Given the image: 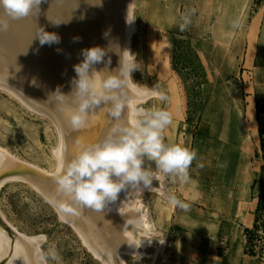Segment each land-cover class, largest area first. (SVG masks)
<instances>
[{"label": "rangeland", "instance_id": "374dc122", "mask_svg": "<svg viewBox=\"0 0 264 264\" xmlns=\"http://www.w3.org/2000/svg\"><path fill=\"white\" fill-rule=\"evenodd\" d=\"M227 3L228 0L134 1L135 27L130 43L138 67L131 77L138 86L159 93V96L149 97L138 105L163 107L175 118L174 97L179 94L184 111L183 120L178 125L172 123L165 129L166 141L183 143L179 138L188 128L192 141H204L203 121L218 84H223L221 86L227 90L224 97L232 94V88L243 90L245 83L252 85L258 80L264 84V0H245L237 33L247 36L245 44L235 41L219 44L212 40L218 31L223 34L216 20L222 13L226 19V11L220 8ZM237 5L239 3L235 7ZM189 10H194L192 23L182 32L180 16ZM257 13L261 16L259 29L251 22V17ZM250 39L253 41L248 42ZM248 48L253 49L250 55ZM112 60L118 68L120 58L115 51ZM160 94L164 96L163 100ZM255 101L259 110V138L263 140V147L259 144L253 155L258 170L250 194L257 201L259 184L264 193V98ZM109 118L105 111L99 115L100 122L95 124L96 136L91 137L92 143L103 140L108 134ZM52 127L47 118L34 114L18 99L0 89V147L18 157L0 168V181L3 180L0 184V226L13 240L18 234L11 225L25 235H44L41 249L48 264H103L81 243L70 226L57 218L48 201L30 187L32 183L47 193L56 187L51 155V148L55 145ZM220 146V143L215 145L208 154L203 147L195 148L197 159L191 165L193 186L200 192L191 196L195 202H185L189 204L187 211L168 202L169 183L173 177L153 180L154 185L164 188L163 194L140 193L139 198L147 207L153 229L143 234L139 227L129 225L132 234L146 244L139 249L143 252L141 255L124 256L127 264H264V200L259 218L260 239L255 242L256 255L252 257L244 249V228L224 217L226 202L222 199L221 186L225 178L219 168ZM205 184L206 189L212 186L211 192L210 189L204 190ZM237 187L241 193V186ZM233 212L243 220L236 206ZM50 246H54L59 254L58 261L47 257ZM5 260L3 258L0 264Z\"/></svg>", "mask_w": 264, "mask_h": 264}, {"label": "bare ground", "instance_id": "6f19581e", "mask_svg": "<svg viewBox=\"0 0 264 264\" xmlns=\"http://www.w3.org/2000/svg\"><path fill=\"white\" fill-rule=\"evenodd\" d=\"M134 1L41 0L38 10L27 18L12 21L9 31L0 33V89L18 99L26 109L50 121L55 136V145L51 148L54 170L53 149L64 145L65 155L70 157L78 139L92 143L91 137L96 136L95 124L99 125V115L104 110L91 114L84 128L73 129L59 111L55 96L50 94L57 88L64 94L71 92V81L76 77L73 66L83 60V49L95 46L109 49L104 62L94 66L97 71L105 68L109 57L108 70L116 69L113 49L126 50L133 55L130 41L135 27ZM41 29L56 33L60 42L41 44L38 36H42ZM132 82L129 90L137 105L149 97L159 96L157 90L138 86L133 79ZM108 122L111 128L114 123L111 117ZM15 159L18 157L0 147V168ZM30 187L48 201L57 218L68 224L81 243L103 264H127L125 255L143 253L139 249L144 248L146 241L135 237L125 220L138 219L141 232H151L149 212L139 195L144 191L165 192L163 187L152 183L151 188L118 194V199L102 210L77 207L69 211L70 204L58 203L66 198L56 193V187L48 193L32 183ZM11 228L18 234L15 240L0 226V261L6 258L3 264H48L41 249L44 235H25L12 225Z\"/></svg>", "mask_w": 264, "mask_h": 264}, {"label": "clouds", "instance_id": "9594fccd", "mask_svg": "<svg viewBox=\"0 0 264 264\" xmlns=\"http://www.w3.org/2000/svg\"><path fill=\"white\" fill-rule=\"evenodd\" d=\"M40 3L41 0H0V33L9 31L12 21L27 18L38 10ZM193 14L194 10L181 14L182 32L191 25ZM239 26V21L233 23L234 28ZM41 30L42 36L38 34L41 44L60 42L56 33ZM108 50L99 46L83 49V60L73 66L76 77L71 81V92L64 94L57 88L50 94L55 96L59 111L73 129L84 128L90 115L101 109L114 121L103 140L86 143L78 139L70 157L65 155L64 145L53 149L56 193L66 198L58 203L70 204L69 211L77 207L102 210L115 202L121 191L151 188L153 180L161 177H175L184 182L197 159L196 149L166 141L164 131L173 123L170 111L135 103L129 84L133 83L131 73L138 65L132 54L113 49L120 56L119 67L109 71V57L105 68L96 70L94 66L104 62ZM160 96L163 100L164 96ZM167 199L173 206L189 209V204L175 194H169ZM125 224L139 227L140 221L128 219ZM46 255L53 261L60 259L54 246H50Z\"/></svg>", "mask_w": 264, "mask_h": 264}, {"label": "crops", "instance_id": "0c3cea01", "mask_svg": "<svg viewBox=\"0 0 264 264\" xmlns=\"http://www.w3.org/2000/svg\"><path fill=\"white\" fill-rule=\"evenodd\" d=\"M237 3H239V5L235 7ZM245 6V0H228L227 5L220 8V10L226 11L227 17L225 19V13H222L216 20V25H220L223 34L218 31L219 34H215L216 38L212 39L214 42L222 44L235 41L245 44L246 40H248L247 36L237 34L240 26L236 28L233 27L234 22L240 21L241 11L243 13V18ZM230 12L234 13L230 14ZM251 18L252 24L255 26L257 25V29H259L258 26L261 22L260 14L257 13ZM239 25H241V22ZM250 41H253V39H250L248 42ZM247 50L250 52L253 49L248 48ZM249 52L248 54L250 55L251 52ZM246 54L247 52L245 55ZM221 85L223 86V84H218V88L214 89L216 92L212 94L211 103L205 114L203 121V132L205 133L204 141H199L197 143L192 141L189 128L181 132L179 139L182 140L185 145L194 149L196 147L198 149L203 147L206 151L205 154H208L215 145L219 146V143L221 144L218 158L219 168L222 172H220V174L225 178L221 186L222 199L223 202H226L224 217L233 220L243 228H249L253 222V209L256 204V197H253L250 192L253 188H251V186L254 176L258 170V165L254 163L253 155L260 144L258 134L260 124L256 112L255 100H262L264 98V84L260 83L258 80L252 85L250 82L248 84L245 83L243 90L240 91L232 88V94L228 93L229 95H227V97L223 96V93L227 90ZM218 92L221 93L217 94ZM174 99V112L176 117L173 118V124L178 125L179 122L183 120L184 111L182 110L183 107L180 95L177 94ZM189 126L190 125H188V127ZM176 130L177 128L175 131ZM211 155L213 154L211 153ZM193 180L194 175L192 167H190L189 176L186 181L181 182L179 178L173 177V181L169 183L171 194L172 192L175 193L176 196H179L180 200L184 202H195L196 199L191 196L198 195L200 191L199 188L196 189V187L193 186ZM237 186H241V193ZM207 189H210L211 192L212 186H209ZM207 189L205 184L204 190L207 191ZM195 190H198L197 194ZM235 206L237 207L239 215L243 217V220H239L234 216L233 208Z\"/></svg>", "mask_w": 264, "mask_h": 264}, {"label": "trees", "instance_id": "16d2710c", "mask_svg": "<svg viewBox=\"0 0 264 264\" xmlns=\"http://www.w3.org/2000/svg\"><path fill=\"white\" fill-rule=\"evenodd\" d=\"M256 112L259 113V110L257 108V101H256ZM258 134L261 135V131L258 130ZM260 144L263 147V140L260 139ZM255 182V180H254ZM253 186H251L252 188ZM264 200V193L261 189V185L259 184L258 191H257V201L254 207V220L251 228H244V234H245V252L248 255L254 256L256 255V251L254 249L255 242H257L260 239V236L258 234L259 231V218H260V210H261V203Z\"/></svg>", "mask_w": 264, "mask_h": 264}]
</instances>
